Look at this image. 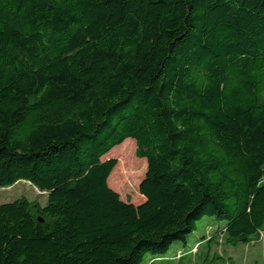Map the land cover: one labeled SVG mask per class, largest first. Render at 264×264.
Segmentation results:
<instances>
[{"label": "trees", "instance_id": "16d2710c", "mask_svg": "<svg viewBox=\"0 0 264 264\" xmlns=\"http://www.w3.org/2000/svg\"><path fill=\"white\" fill-rule=\"evenodd\" d=\"M127 139L138 205L103 159ZM20 181L46 201L0 204V264H146L206 218L258 241L264 0H0V188Z\"/></svg>", "mask_w": 264, "mask_h": 264}, {"label": "rangeland", "instance_id": "374dc122", "mask_svg": "<svg viewBox=\"0 0 264 264\" xmlns=\"http://www.w3.org/2000/svg\"><path fill=\"white\" fill-rule=\"evenodd\" d=\"M127 147L131 160L138 163L137 172L140 175H134L127 172L122 176V162H119V149ZM133 150V151H132ZM115 151L113 155H109ZM118 151L119 153L117 154ZM121 155V154H120ZM114 158L117 165L113 170L109 186L120 196L124 202H130L134 205L141 203L144 198L139 193V184L146 173V160L136 157V145L133 139H127L126 142L114 147L103 159ZM124 163V162H123ZM119 165V166H118ZM119 167V168H118ZM24 197L33 203L44 205L46 194L38 191L35 187L25 181H20L9 188H0V204L9 203L17 198ZM209 218L204 219L198 224V231L190 236V239L198 237L199 239L190 244L187 251L181 248V242L174 244L168 257L161 260H151L146 264H264V236H260L247 246L237 245L228 246L224 243L221 227L211 223ZM203 235L202 237H200ZM175 252V253H174Z\"/></svg>", "mask_w": 264, "mask_h": 264}]
</instances>
